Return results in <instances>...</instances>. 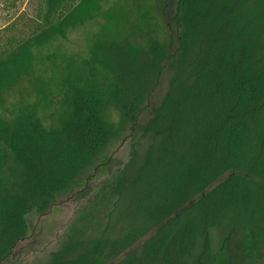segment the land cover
<instances>
[{
  "label": "trees",
  "instance_id": "obj_1",
  "mask_svg": "<svg viewBox=\"0 0 264 264\" xmlns=\"http://www.w3.org/2000/svg\"><path fill=\"white\" fill-rule=\"evenodd\" d=\"M92 167L97 204L44 264L264 256V0H41L0 42V264Z\"/></svg>",
  "mask_w": 264,
  "mask_h": 264
},
{
  "label": "rangeland",
  "instance_id": "obj_2",
  "mask_svg": "<svg viewBox=\"0 0 264 264\" xmlns=\"http://www.w3.org/2000/svg\"><path fill=\"white\" fill-rule=\"evenodd\" d=\"M41 0H0V42H5L10 37H16L28 32L34 23L38 6ZM168 5L173 0H161ZM83 29L72 32L64 45L69 49L78 50L83 44ZM166 81L160 82L161 88L153 93V97L162 93ZM25 84L12 91L11 95L18 98ZM129 151V139L115 142L108 151L111 171H114L118 164L127 160ZM107 170V169H106ZM94 171V172H93ZM92 173L87 177L86 187L89 190L84 197L80 191L60 197L43 215L30 214L28 217L29 234L17 242L11 253L2 264H44L48 253L58 247L61 239L66 234L68 228L76 223L81 214L91 211L97 204L93 198L100 189L101 182L108 178V173H104L96 167L88 171ZM88 188V189H87ZM247 264H264V256L251 257L246 260Z\"/></svg>",
  "mask_w": 264,
  "mask_h": 264
}]
</instances>
